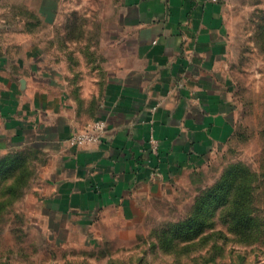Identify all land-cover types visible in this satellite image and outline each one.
Instances as JSON below:
<instances>
[{
    "label": "crops",
    "instance_id": "obj_1",
    "mask_svg": "<svg viewBox=\"0 0 264 264\" xmlns=\"http://www.w3.org/2000/svg\"><path fill=\"white\" fill-rule=\"evenodd\" d=\"M54 1L40 0L39 18ZM116 1L92 61L73 51L42 57L38 47L0 57V157L26 147L46 157L41 208L65 226L135 223L235 130L230 29L239 0ZM96 120L105 123L99 144H69Z\"/></svg>",
    "mask_w": 264,
    "mask_h": 264
},
{
    "label": "rangeland",
    "instance_id": "obj_2",
    "mask_svg": "<svg viewBox=\"0 0 264 264\" xmlns=\"http://www.w3.org/2000/svg\"><path fill=\"white\" fill-rule=\"evenodd\" d=\"M41 4L0 0V57L16 59L38 47L42 57L73 51L76 59L92 61L98 31L117 1L56 0L43 20L36 12ZM232 18L235 130L225 147L148 203L135 223L112 218L114 225L97 221L82 228L65 226L64 218L41 208L46 157L38 152L27 162L29 175L19 192H13V180L0 186V264H264V0L235 2ZM232 169L230 192L215 202L208 191ZM183 224L187 232L174 236Z\"/></svg>",
    "mask_w": 264,
    "mask_h": 264
},
{
    "label": "trees",
    "instance_id": "obj_3",
    "mask_svg": "<svg viewBox=\"0 0 264 264\" xmlns=\"http://www.w3.org/2000/svg\"><path fill=\"white\" fill-rule=\"evenodd\" d=\"M38 150L33 147H26L21 149L18 152L8 153L0 157V186L4 183L8 182L9 180L14 181V185L12 188H15L13 192H19L17 188L22 186L25 183V180L28 178L29 173V162L32 157L38 154ZM234 169L230 170L228 173H225L222 179L213 186L212 189L208 191V196H214L215 202H219L223 200L230 192V188L228 187L231 185V172ZM26 173V174H25ZM238 174L242 177L243 176V169H238ZM243 216V213L240 214ZM233 219L236 220L239 224H242L238 221L240 218L237 215H232ZM193 222H196L197 219H192ZM187 232V227L185 224L176 227L173 235L180 236Z\"/></svg>",
    "mask_w": 264,
    "mask_h": 264
},
{
    "label": "built area",
    "instance_id": "obj_4",
    "mask_svg": "<svg viewBox=\"0 0 264 264\" xmlns=\"http://www.w3.org/2000/svg\"><path fill=\"white\" fill-rule=\"evenodd\" d=\"M104 129L103 121H93L84 131L74 132L69 138V144L76 148L95 146L100 143Z\"/></svg>",
    "mask_w": 264,
    "mask_h": 264
}]
</instances>
